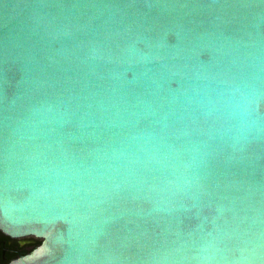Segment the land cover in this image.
<instances>
[{
  "label": "water",
  "instance_id": "obj_1",
  "mask_svg": "<svg viewBox=\"0 0 264 264\" xmlns=\"http://www.w3.org/2000/svg\"><path fill=\"white\" fill-rule=\"evenodd\" d=\"M9 264H264V0H0Z\"/></svg>",
  "mask_w": 264,
  "mask_h": 264
},
{
  "label": "flooded vegetation",
  "instance_id": "obj_2",
  "mask_svg": "<svg viewBox=\"0 0 264 264\" xmlns=\"http://www.w3.org/2000/svg\"><path fill=\"white\" fill-rule=\"evenodd\" d=\"M41 240L34 236L11 237L0 229V264L30 253Z\"/></svg>",
  "mask_w": 264,
  "mask_h": 264
}]
</instances>
